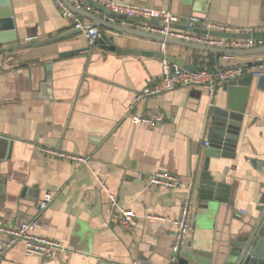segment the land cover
<instances>
[{"label":"crops","instance_id":"0c3cea01","mask_svg":"<svg viewBox=\"0 0 264 264\" xmlns=\"http://www.w3.org/2000/svg\"><path fill=\"white\" fill-rule=\"evenodd\" d=\"M109 1L166 9L182 20L196 15L241 33L264 32V0ZM9 6L16 40L0 44V225L36 219L38 233L71 251L44 260L25 254L17 243L0 256V264H170V221L189 194L194 204L191 249L202 260L226 251L264 207V93L255 90L254 75L264 73V67L253 65L264 53H227L229 59L219 60L224 53L167 43L165 58L194 68L185 69L235 67L244 69L238 78L253 76L234 154L208 162L213 179L227 186L226 201L206 206L198 192L209 140L207 114L225 103L223 82L213 95L204 88L180 87L135 102V93L160 75L159 58L85 49L87 37L69 34L75 28L53 0H9ZM90 6V14L136 29L120 15L105 17ZM99 30L121 50L160 52L157 40ZM9 47L14 48L2 51ZM153 111L166 114L156 127L130 120L132 114ZM38 145L90 156V168L41 154ZM159 170L177 175L180 184L148 187L147 177ZM98 178L121 206L135 212L133 231L109 223ZM47 190L53 192L52 201L38 212L37 202Z\"/></svg>","mask_w":264,"mask_h":264},{"label":"built area","instance_id":"2783aa9c","mask_svg":"<svg viewBox=\"0 0 264 264\" xmlns=\"http://www.w3.org/2000/svg\"><path fill=\"white\" fill-rule=\"evenodd\" d=\"M61 14L71 21V26L80 29L87 37L91 45L100 36V30L96 27H88L86 22L80 19L79 15L71 9L64 0H53ZM75 10H88L91 6L86 0H66ZM112 14L125 18L124 24L138 30L161 35L164 39L173 38L187 42L216 46L227 49H249L264 46V39H233L210 35V32L241 33L243 31L231 28L223 24H217L206 18L196 15L187 16L182 20L180 15L172 13L166 9H152L146 6L134 7L123 3H113L109 0H90ZM95 10V13H99ZM103 16H108L102 13ZM109 17V16H108ZM155 20L156 24L150 23ZM185 22L186 28H180ZM189 28H199L205 33L189 31ZM28 40V39H27ZM160 52L165 56L167 43L160 42ZM230 54L224 53L219 56V60L230 58ZM161 73L150 84L144 86L135 93V102H145L149 98L158 94L171 91L180 87L204 88L210 95H213L218 84L229 80L237 79L244 72L243 68L227 69H198L188 70L182 66L170 63L166 58L161 59ZM258 75V72H254ZM166 119V114L161 111H153L146 115H130V120L135 125L156 127ZM207 145L208 142H205ZM41 154L69 161L78 168H90L92 159L90 156L66 152L60 148H52L44 145L37 146ZM141 178V174L137 175ZM148 187L175 188L180 184L179 177L166 171H155L147 179ZM99 186L107 196L108 221L110 224H117L124 230L131 232L134 230L137 218L131 208L121 206L116 195L110 191L107 185L98 178ZM53 198V192L47 190L37 202V211L45 210ZM194 219V204L190 194L181 200L179 216L171 220L174 226L173 238L170 244V261H174L182 247L187 244L192 229ZM37 221L32 219L22 222L16 226L0 225V256L17 243L23 244L25 254L38 256L44 260H50L58 255L69 253L70 248L61 241L42 235L36 231Z\"/></svg>","mask_w":264,"mask_h":264},{"label":"water","instance_id":"95a60500","mask_svg":"<svg viewBox=\"0 0 264 264\" xmlns=\"http://www.w3.org/2000/svg\"><path fill=\"white\" fill-rule=\"evenodd\" d=\"M66 4L79 15L87 18L88 27H106L116 32L127 33L137 36H144L157 40L158 42L165 41L166 43L178 44L189 48H194L202 51H219L222 53H246V54H262L264 53V46L254 47L249 49H227L216 46L202 45L173 38L164 39L161 35L144 32L141 30L132 29L129 27H122L116 24H111L101 19L96 15H92L85 10H75L71 4L64 0ZM88 4L95 7L102 13L113 16L111 12L104 9L102 6L86 0ZM12 12L9 6V0H0V44L12 42L16 40L14 33V26L12 21ZM153 22V21H151ZM180 28H186L185 22ZM189 31L205 33V30L199 28H189ZM80 29L73 30L69 34H79ZM210 35L233 38V39H264V32L254 31L251 33H226V32H210ZM102 50L116 52V53H134L143 54L147 56H155L160 60L165 56L158 51L146 50H121L118 48L105 33H100V36L89 45L87 50L92 51L95 47ZM18 47V46H14ZM14 47L3 48V50H10ZM1 51V50H0ZM253 65L264 67V58L257 57L253 60ZM184 68L194 69L192 66H183ZM204 68V67H203ZM201 67V69H203ZM253 76L245 78H237L223 82V88L227 92L226 101L222 106H215L208 111L207 124L209 132V140L207 147L204 149V171L199 185L198 197L204 205L208 206L210 201H226L227 186L223 183L217 182L213 179L208 171V162L211 157H232L234 149L239 137L241 122L246 113L247 100L249 96V84ZM255 90L264 93V73L258 74L256 77ZM8 141L7 138H2ZM11 140L8 141L11 146ZM225 193V194H224ZM228 249L223 253H217L208 259L202 260L200 255L191 249L190 242L181 248L176 259L170 261V264H264V207L258 218L244 230H241L235 241L228 244ZM100 264H119L102 261Z\"/></svg>","mask_w":264,"mask_h":264}]
</instances>
